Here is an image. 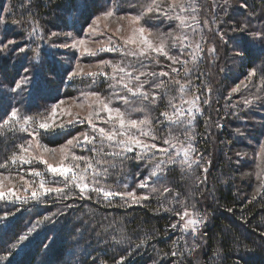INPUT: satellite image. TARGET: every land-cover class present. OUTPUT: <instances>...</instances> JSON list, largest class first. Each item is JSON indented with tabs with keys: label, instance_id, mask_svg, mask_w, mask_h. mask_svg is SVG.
<instances>
[{
	"label": "trees",
	"instance_id": "1",
	"mask_svg": "<svg viewBox=\"0 0 264 264\" xmlns=\"http://www.w3.org/2000/svg\"><path fill=\"white\" fill-rule=\"evenodd\" d=\"M211 1L217 24L209 26L208 36L214 43L203 40L200 46L205 49L210 43L212 46L209 47H214L216 51L211 53L213 58L202 54V51L196 60L199 73L203 76V89L211 88L213 104L223 101L220 105L224 106L227 101L238 102L234 96L245 92L227 93L230 82L234 81L232 73H228L229 65L223 61L225 58L226 62L228 48L237 51L238 47L243 52L242 57L235 59L240 72L245 68H259L256 74L263 82L264 91V45L258 40L253 42L247 32L232 31L237 25H242L241 22L249 25V31L264 26V0H203L201 6H207ZM104 2L0 0V17L6 21L0 24V40L16 41L15 45L0 53V78L1 75L5 76L8 83L13 85L18 77L24 75L25 67L31 71V61L35 55L33 50L37 45L42 49L45 60V70L42 69L40 73L42 87L25 85L19 93H15L17 99L14 102L18 106H27V109L34 111L43 104L42 100L51 98V93L55 92L52 81L56 78L63 82L68 69L65 68V57L60 56L66 54L68 60V54L52 45H56V41L64 43V30L83 34L91 18L105 6ZM242 3L248 7H240ZM202 22L209 25L204 19ZM36 24L43 31V40L28 38ZM52 32L59 35L49 38ZM218 32L224 33L223 40ZM20 47L28 50L20 52ZM51 67L58 69L54 76L48 73ZM5 88L10 91L3 84L0 98L7 102ZM43 88L46 94L42 93ZM254 101L263 121L259 129L255 130L256 135H259L264 133V100L254 98ZM206 109L209 106L206 105ZM205 115L198 114V120L193 122L199 131V152L211 161L203 185H197V177L203 176L202 169L174 165L168 168L165 179L159 183L153 185L149 181L150 187L155 186L160 191L168 187L172 192L160 196L150 193V189L137 188V184L147 177L152 162L133 158L126 160L122 169L117 167L116 173L108 177L107 181L110 186L121 185L120 188L127 184L128 190L135 189L138 195L149 193V199L142 203L121 207L120 197H115L113 203L108 204L94 192L90 193L91 199H82L75 194L78 189H73L69 199H61L55 194L39 201L29 198L27 203L0 200V217L5 212L15 213L7 220L0 219V264H117L122 256L126 257L125 264H264V188H260L257 193L261 184H253L250 177L248 188L244 186L240 189L238 186L240 174H243L241 170L249 166L250 159L237 148H253L259 136L247 134L252 137L253 145L248 141L240 142L239 137L243 136L247 128L241 131L242 134L230 131L225 125L217 128V119L211 123L209 130L204 126ZM69 133L70 129L68 132H57L48 137L49 142L58 143ZM24 137L25 134L18 131L0 132V163L16 151ZM129 155L134 157L135 153ZM16 169L24 170L23 166ZM31 181L34 186H38V179L31 178ZM177 201L207 217L200 228L202 235L196 241L200 247L191 254L188 250L193 240L188 232L180 228L181 220L175 211H183V207ZM161 204L174 211H164ZM173 224L177 225L175 229L171 227ZM22 235H28L27 244L18 243ZM113 237L116 240L121 237L125 239L117 244ZM137 245L140 247L137 248ZM172 252L178 255L172 256Z\"/></svg>",
	"mask_w": 264,
	"mask_h": 264
},
{
	"label": "snow or ice",
	"instance_id": "2",
	"mask_svg": "<svg viewBox=\"0 0 264 264\" xmlns=\"http://www.w3.org/2000/svg\"><path fill=\"white\" fill-rule=\"evenodd\" d=\"M176 7H179L181 12H190L192 15L183 16L176 15L175 17L170 15L169 12H165L161 8V0H150L146 4L144 10L140 13V15L131 16L130 20L139 24L141 18L144 15L149 13H157L168 16V19H178L180 24L178 27L185 26L186 21L192 20L196 21L197 17L195 13L198 8L195 4V0H171V3L168 5L169 11H174ZM242 8L248 7L246 3H242L240 5ZM7 11V9H5ZM114 15V11L109 9L108 11L102 13V16L106 19L108 17H112ZM101 17H96V21H99ZM124 19V17H121ZM6 21L3 17H0V24H5ZM91 32H95V28H90ZM119 31V29H117ZM233 32L239 31L241 33L247 32L248 35L252 38V41H259L262 45H264V29L249 31V25H237L236 28L232 29ZM138 33V35H137ZM147 33V35H146ZM221 40L224 39V33H217ZM59 34L56 32H52L49 34L50 37L58 36ZM69 37L71 33H67ZM29 39H40L43 40V31L40 29L39 25L36 24L28 36ZM168 38L172 39V47H177V40H180L179 37L173 36L172 33H159L153 38V33L151 29H147L143 26H139L138 28L133 29V36L125 41V44L134 45V49H121L122 56L132 57L133 60L128 63H116L113 64L112 61H101V64L98 66L101 71L100 72H88L87 75L96 76L99 74L108 76V73L103 72V67H111L112 75L109 77L114 84L112 87L119 86L121 90L125 94H121L120 92H115L113 95L115 96V101L121 102L125 106L129 104L138 103L140 106L135 108L125 107L122 110L120 107H113L114 101L112 99L101 98L98 93H82L85 96L95 97V103L98 106L95 112H90L89 117L87 118V122L89 124L90 133L83 132L77 136H73L70 139H67L64 145H61L59 148V152L62 154L61 163L58 166H53L49 164L47 160L44 159L43 156L34 157L42 161L47 166V171L52 173L53 175H58L64 177L62 182V186L54 185V186H46L48 182L42 178V173L37 170H31V175L35 177H41L38 186H34V182L24 180V177L21 176L20 179L24 181V184L27 187H23L20 191L24 193H28L30 190V198L35 201H39L40 197L47 196L49 194H56L61 199H69L71 198V193L73 189H78V192L75 193L79 195L82 199H91L90 193H95L98 198H102L108 204L113 203V199L115 197H120L122 203L119 205L121 207L131 206V204L142 203L149 199V193H144L138 195L136 190L133 189L131 191L128 190V185H123V191L114 189L108 186L105 181L112 175V170L117 167H121L126 160L136 159L139 161H147L152 162L151 167L148 171V175L146 178L142 179L138 184L137 188L141 189H150V193H155L160 196H163L164 193H170L173 190L164 187L163 191H160L155 186L149 185V181H152V184L155 185L159 183L162 179H165L166 171L169 167L179 164L182 168L184 165H187L189 169L192 168L193 165L202 169L203 176L197 177V185H203L207 180L208 169L211 165L210 160H205L203 156H199L195 159L192 158V153L195 152V148L193 147L192 140L194 136L188 134L189 130H186V140L187 145L184 146L181 144V147L177 148L173 143V140L176 139L174 137L169 136V138L163 140V147L156 143L157 135L155 134L154 129L152 128V121L148 118V116H144L140 119H133V112H143L144 108L147 104H156L159 99H161V95L156 89H160L164 87V81L161 80L159 83H155V79L158 77H169L171 80V74L177 73L178 69L173 67L176 64L186 65L187 61L182 60L180 55H183L184 47L190 45H184L183 41L188 40L187 36H184L180 42V55H170L169 47H168ZM203 39V37H201ZM84 39L73 40L72 44L69 45L67 43L63 45H52V47H72L76 48L79 46L85 45ZM16 44L14 39H8L6 42L4 40H0V53L8 50L10 46ZM15 50V49H13ZM26 47H20V52H25ZM105 49L101 48L99 51H104ZM115 50V49H108ZM35 55L31 61V71L28 67L23 69L25 75L20 77L17 81L14 82V86L11 87V92L19 93V91L25 86L29 84H33L37 88L42 87L43 81L40 78V73L44 67L45 60L42 53V49L37 48L33 50ZM83 51L89 54H96L93 49L84 47ZM203 51L202 47L197 44L193 49L192 60L196 61L197 57ZM208 51L210 53H214L216 49L214 47H209ZM152 53H155V56H152ZM237 56H242L243 52L239 50L237 47L236 51ZM159 56H163L165 59L171 61V64L168 65L169 71L161 70L159 73L155 71L146 72L142 69L145 67L143 64L144 59L154 60L155 63L159 64L160 61L158 59ZM59 61H57V64ZM139 63L140 67L137 68L136 64ZM91 67V66H89ZM185 73L189 72V69L185 67ZM58 69L56 67H51L48 70L50 76L56 75ZM257 73L256 68H252L248 72V76L246 79L249 81L253 76ZM84 73V68L81 67L79 62L76 63L74 68L68 69L65 71V79L71 80L77 75H82ZM148 77L153 78V83L151 86V90H146L145 85L149 83ZM143 78V79H142ZM175 84L179 85L180 93H186L187 85L181 84L179 80L173 81ZM243 83V81L241 82ZM0 87H3V82L0 81ZM239 85L234 88L232 91H239ZM211 88L207 89V92L211 94ZM199 96H194L193 99L183 100L182 103H187L189 108L186 110L182 107L176 105L173 100L174 98L169 100V105L172 108V112H163L161 116L164 117L166 121L172 124H187L192 125L195 120V113H203V109L199 106ZM60 103H63L61 101ZM204 104H208L209 100L205 99L203 101ZM244 103L250 104L252 100L246 99ZM59 105H53L51 112L40 118L23 114L18 107H11V110L6 112L5 118L0 120V132L7 127L8 131H21L28 133L32 137V140L36 141L37 147H43L44 152H52L55 153L56 149L49 148L47 146L41 145L39 138L43 135H47L48 133H55L56 129L59 128L64 130L68 125L73 124L74 122H79V118L68 119L65 122H61L59 124L55 123L54 117L56 116L57 109ZM195 110V111H193ZM106 113L105 116H101L100 113ZM191 113L187 120H183L182 117L185 113ZM71 116V113H68ZM93 116H95L96 120L104 124L110 125L109 128L99 127L97 123L94 121ZM163 122V121H162ZM31 125V130L29 126ZM215 126L217 128H222L223 125L216 123ZM43 130V132H41ZM236 133H241L240 128L235 129ZM242 134V133H241ZM86 145H91L92 147L87 149L92 152L93 155L91 157L88 156H77L72 149L74 148H84ZM19 151H14L12 155L5 160L3 163H0V168H7L9 161L15 164L17 162L20 163H31V159L33 158L32 152L30 149L32 148V141H28L26 143H21L17 145ZM261 151L264 152V146L261 147ZM130 153H135V156H130ZM182 153V157H181ZM237 155H240L237 153ZM65 161H68L65 163ZM119 161V163H117ZM83 165V167L81 166ZM147 166V165H146ZM90 173V176H89ZM155 178V180H153ZM4 179H9V177L3 176V173H0V200H5L10 203H14L19 200L22 203H27L29 199L28 196L21 197L17 194L16 191L9 189L8 191L2 190V181ZM261 188H264V184L261 185ZM67 190V191H66ZM260 192V189L257 190V193ZM179 194L177 193V196ZM166 198V197H165ZM255 199V196H253ZM182 204L183 211H175V214L179 217L183 223L180 225V228L184 232H189L192 237V245L188 250L189 254L195 252L200 244L196 241L200 239L202 233L200 232L201 226L204 224L207 219L206 216H201L199 213H195L189 210V208L183 204V202L177 201ZM161 207L164 211H174V209L166 208L161 204ZM195 206L193 205V208ZM159 210V209H158ZM231 211V209H228ZM19 211V209H17ZM15 215V213L9 211L5 212L3 217L0 219L7 220L10 216ZM195 216L196 218H192ZM187 217V219H186ZM49 219V218H45ZM173 229L177 227L176 224L171 226ZM264 235V234H262ZM28 239V235H22L19 237V241H24ZM116 240L115 237H113ZM124 237H121L120 240H116L117 244L124 242ZM137 248L140 245L136 246ZM10 254V253H9ZM182 255V253H179ZM131 255V253H129ZM172 256L178 255L177 252H172ZM7 259V257H4ZM126 257H121L117 264H125Z\"/></svg>",
	"mask_w": 264,
	"mask_h": 264
},
{
	"label": "rangeland",
	"instance_id": "3",
	"mask_svg": "<svg viewBox=\"0 0 264 264\" xmlns=\"http://www.w3.org/2000/svg\"><path fill=\"white\" fill-rule=\"evenodd\" d=\"M100 2L102 0H99ZM203 0H195V4L197 5V12L195 13L197 19L196 21L188 20L185 23V26L178 27L180 24V21L178 19H168V16L163 14H157V13H149L147 15H144L139 24H135L130 20L131 16L140 15V13L144 10L146 7V4L150 2V0H105V6L97 11V13L91 18L90 22L84 27L83 34L77 35L72 30H64L62 32V37H64V43L60 44V41H56V45H63L65 43L71 45L73 40L78 39H84L85 45L79 46L76 48L72 47H60L64 52L68 54V60L67 55L63 54L60 55L62 58L65 57V65L66 69L74 68L76 63L79 62L81 67L84 68V73L82 75H77L71 80H66L59 82L56 78L52 81V87L55 89L54 93H51V98L42 100V105L37 108L36 110L30 111L27 109V106L17 105L14 101H16L17 98H15V93L10 92L6 88V93L4 96L8 99L6 102L5 99L2 97L0 98V120L5 118L6 112L11 110V107H18L23 114L32 115L35 117H42L46 116L51 112L53 105H59L57 109L56 116L54 117L55 123L59 124L61 122H65L68 119H76L79 118V122H74L71 125H68L64 130H61L59 128L56 129L55 133L60 131H67L70 129V133L60 142L51 144L49 142L48 137L54 135L55 133H48L47 135H43L39 138L40 144L47 146L52 149H56L55 153L52 152H44L43 147H37L36 141L32 140V137L28 135V133L18 131L19 133H24L25 137L23 138V141L21 143H26L28 141H32V148L30 151L32 152L33 158L31 159V163H20L17 162L15 164L11 163L8 164L7 168H0V173H3V176L9 177V179H4L2 181V190L8 191L9 189H12L13 191H16L18 195L21 197L28 196L30 198V190L28 193H24L23 191H20V189L23 187H27V185L24 184V181L20 179L21 176L24 177V180H28L31 178H36L40 182L41 177H35L31 175V170H37L40 173H42V178L45 179L48 184L46 186H54V185H60L62 186V182L64 180V177L53 175L52 173L47 171V166L40 160L35 159L34 157L43 156L45 160L48 161L49 164H52L53 166H58L61 163L62 154L59 152V148L61 145H64L67 139H70L73 136H77L80 133L83 132H89L90 128L89 124L87 122V118L89 117L90 112H95L97 109V105L95 103V97L92 96H85L82 95V93H98L101 98L105 99H112L114 101L113 107H120L122 110H124L125 107L128 108H135L139 107L140 105L138 103L129 104L125 106L121 102L115 101V96L113 95L115 92H120L121 94H125L119 86L112 87L111 85L114 84V82L109 78L112 75V68L111 67H103V72L108 73V76L99 74L96 76L87 75L88 72H100L101 69L98 67L101 64V61H112L113 64L116 63H128L129 61H132V57H125L121 54V49L127 50V49H134V45H126L125 41L128 40L133 36V29L138 28L139 26H143L147 29H151L153 33V38L159 33H172L173 36L179 37L180 40H177V47L173 48L172 45V39L168 38V47L170 55H180V42L184 36L188 37V40L183 41L184 45H190L187 47H184L183 49V55H180V58L182 60H186L187 64H176L173 65V67L178 69L177 73H172L170 80L169 77H158L155 79V83H159L161 80L164 81V87L160 89H156L157 92L160 93L161 99L157 101L156 104H147V106L144 108L143 112H133L132 118L133 119H140L143 118L145 115L148 116V118L152 121V128L155 131V134L157 135L156 143L159 144L161 147H163V140L171 137H174L176 139L173 140V143L176 145L177 148L181 147V144L184 146L187 145L186 140V130L190 131L188 134L194 136V139L192 140L193 147L195 148V152L192 153V158L195 159L199 156H203V153H200L199 150L201 149L199 146V131L197 130V124L187 125V124H172L170 125L168 121L164 119L163 116H161V113L163 112H172V108L169 105V100L174 98L173 102L182 107L183 109L189 108V105L187 103H182L183 100H190L193 99L194 96H199V106L203 109V114L205 115V121L204 126L208 127L210 130L211 123L217 119V121L225 125L226 128H228L230 131H235L236 128H240L241 131L245 130V133L242 137H239L240 142H246L248 141L249 144L253 145V140L251 136H248L250 133L253 135H256V128L259 129V127L262 124V119L259 116V108L256 105V102L254 101V98H257L259 100H264L263 95V82L262 80L257 76H253L251 80L249 81L246 79L248 76V72L252 68H246L240 72L237 68L239 67L238 64H236L235 59L239 56L236 55L235 50L227 49L226 50V62L225 58H223L224 64L229 65L230 70L228 73H232V77L234 81L230 82L229 87L227 88V93H233V89L239 85V91L245 90V92L242 95H236L234 96V99L238 102L232 103L228 102L223 105H220L222 102L214 105L210 94L207 92L208 88L203 89L204 83L202 81L203 76L199 73V66L198 61L196 60L193 62L192 60V54L193 49L197 44H201L203 40L208 41L210 43H214L213 40H211L208 36V32L210 30V27L212 24L216 25V16H215V9L212 6V1L207 6H201V2ZM171 3V0H161V8L165 12H169L170 15L176 16V15H183V16H190L192 13L190 12H181L179 7H176L174 11H169L168 5ZM109 9H112L114 11V15L112 17L104 18L102 16V13L108 11ZM209 10V11H208ZM200 12H202V16H200ZM96 17H101L99 21H96ZM121 17H124V19H121ZM202 19L206 20L209 25H204L202 22ZM210 19L212 22L210 23ZM242 25L245 24L244 22H241ZM90 28H95V32H91ZM119 29V31H117ZM264 29V26L260 25L259 30ZM67 33H71V36L69 37L66 35ZM138 35V33H137ZM147 35V33H146ZM1 37V34H0ZM203 37V39H201ZM226 40H224L225 42ZM209 43V46H212V44ZM209 46L205 47L203 49L202 54L209 56L211 58L214 57L208 49ZM84 47H88L94 50L96 54H89L85 53L83 51ZM105 49L104 51H99V49ZM108 49H115V50H108ZM236 49V48H234ZM74 53V54H73ZM155 53H152V56H155ZM231 55L233 57H231ZM200 56V55H199ZM242 57V56H241ZM160 63H155L154 60L151 59H144L143 64L145 67L142 69L143 71L150 72L155 71L159 73L161 70L163 71H169L170 69L168 65L171 64V61L165 59L163 56L158 57ZM69 61V62H68ZM169 61V62H167ZM69 63V66L67 65ZM91 66V67H89ZM136 67L139 68V63L136 64ZM187 67L189 69L188 73H185L184 69ZM256 68V67H254ZM67 69V70H68ZM259 70V68H256ZM43 70H45L43 68ZM260 73V72H259ZM234 74V75H233ZM25 75V73H24ZM23 76V75H22ZM21 76V77H22ZM20 79V77H18ZM17 79V80H18ZM143 79V78H142ZM149 83L145 85L146 90H151V86L153 83V78L148 77L147 78ZM16 80V81H17ZM179 80L181 84L187 85V91L186 93H180L179 91V85L175 84L173 81ZM0 81L5 84V87L8 89H11V87L14 86L8 83L5 76L1 75ZM243 81V83H241ZM226 89V88H225ZM237 91V92H239ZM225 92V90H224ZM235 92V93H237ZM42 93L46 94V90L43 88ZM17 96V95H16ZM18 97V96H17ZM15 100H14V99ZM20 100V97H18ZM205 99L209 100L208 104H204L203 101ZM246 99L252 100V103L245 104L244 101ZM63 101V103H60ZM206 105L209 106V109H206ZM7 109V110H5ZM212 109L213 112L209 116L210 111ZM207 110V113H206ZM195 111V110H193ZM68 113H71V116L68 115ZM198 114L199 112L195 113V122L198 120ZM225 114L227 116H225ZM101 116L106 117V113L101 112ZM191 115V113H185L182 117L183 120H187L188 117ZM94 121L97 123L99 127H105L109 128L110 125L104 124L100 122L99 120H96L95 116H93ZM163 121V122H162ZM193 121V122H194ZM31 130V125L29 126ZM5 131L8 132L7 127L5 126ZM43 132V130H41ZM249 133V134H248ZM9 134V133H8ZM248 134V135H247ZM259 136L257 141L255 142V146L253 148L250 147H238L237 149L241 150V154H244V156L249 157L250 164L248 167L243 168L241 171L243 174H240L241 176V182L239 183V188L242 189L244 186L248 188V177L250 179L252 178L253 184L255 182L260 183L261 185L264 184V152L261 151V147L264 146V133L256 135ZM19 143V144H21ZM18 144V145H19ZM91 145H86L84 148H74L72 151L75 152L77 156H88L91 157L93 155L92 152L88 151L87 149L91 148ZM16 151L18 152L19 149L16 147ZM182 157V153H181ZM205 160H207L206 157H204ZM68 161H65L67 163ZM119 163V161H117ZM17 168H24V170L17 171ZM83 167V165H81ZM177 166H180L177 164ZM195 167V165H193ZM181 167V166H180ZM183 167H187V165H184ZM116 169L112 170V174L116 173ZM90 176V173H89ZM105 183L110 186L108 181L106 180ZM245 184V185H244ZM261 185L259 186V189L261 188ZM121 185L118 186H110L114 189H119ZM250 188V187H249ZM119 190L123 191V188H120ZM55 195L49 194L47 196H42L40 199L42 200L43 197H50ZM52 198V197H51ZM194 212V210H190ZM192 218H196L193 216ZM187 219V217H186ZM43 221V220H41ZM183 221H181V224ZM205 224V222H204ZM203 224V225H204ZM202 225V226H203ZM201 226V227H202ZM189 233V232H188ZM21 245L27 244L28 240L21 241Z\"/></svg>",
	"mask_w": 264,
	"mask_h": 264
}]
</instances>
